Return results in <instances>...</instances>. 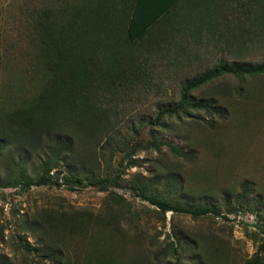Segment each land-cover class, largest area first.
<instances>
[{
    "label": "rangeland",
    "instance_id": "374dc122",
    "mask_svg": "<svg viewBox=\"0 0 264 264\" xmlns=\"http://www.w3.org/2000/svg\"><path fill=\"white\" fill-rule=\"evenodd\" d=\"M26 1L0 0V94L4 93L3 83L8 76L5 72L15 66L22 69L25 65L22 50L26 49L28 39L24 31L26 24L21 21V6ZM248 3L246 12L260 9L253 12V16L257 15L259 24L264 27V0ZM26 4L32 10V5ZM255 18L243 26L250 24L252 30L258 29L262 40L264 28L254 26ZM99 24L93 26V31L102 38L100 44L93 38L82 39V48L88 57L91 49L95 51V65L100 67L91 74L95 87L98 80L106 78L113 70L118 57V50L110 48L112 38ZM236 26L239 28V23ZM228 38L218 43L205 35L199 40L203 46L198 52L186 51L182 55L181 60L185 61L178 71L169 68L159 76L154 75L151 87L138 96L132 99L124 96L123 107L132 110L121 123L120 137L127 134L129 127L145 126L138 130L132 145L117 152L112 166H107L100 157L106 135L91 151L95 164L96 160L98 162L92 166V172L103 170V177L108 170L107 175L117 176L114 186L111 183L107 187L75 183L70 169L79 171L82 166L91 171L75 156L51 171L55 177L59 174L52 185L34 184L31 182L35 180L34 172L46 158L50 146L44 138L32 148L20 146L13 139L7 140L0 155V256L7 257L13 264H50L36 252L28 251L29 244L35 249L61 248L66 257L63 262L67 264L87 261L89 253L92 254L90 248L79 246L73 239L62 246L63 239L56 233L57 219L78 216L73 212L108 218L111 212L104 208V200L108 193L114 192L129 203L136 218L120 222L123 247H117L120 237L111 244L115 248L107 249L108 245L103 242L96 247L91 244L98 251L113 252L112 256L103 255L99 264H165L176 259L183 264H246L257 251L264 264V79L247 78L239 82L234 77L221 78L192 95L196 100L216 99L219 113L211 112L209 116L203 111L191 110L188 115L165 117L160 126L145 124L156 116L160 107L171 106L179 100L180 87L187 79L211 69L220 61L264 63V43L254 45L257 43L248 40L246 44L234 45L227 42ZM70 45L73 50V43ZM100 49H103L102 54ZM162 59L156 65L165 66ZM163 66L157 69L164 70ZM91 111L86 114L81 110L77 116L73 115L78 120L92 122L98 119L100 110ZM62 112L59 118L70 117ZM46 113H42L43 121L57 117L51 111ZM209 125H213L212 128ZM190 151L197 154L194 161L187 158ZM127 152L133 155L131 159L137 162L136 166L129 164L131 159L126 156ZM20 162L23 163L20 177L29 179L30 185L8 186L13 165ZM178 176L182 177L183 185H177L176 200H184L194 208L215 206L217 213L208 210L210 212L195 218L190 214L167 212L163 221L159 209L137 195L135 187L140 184H149L160 192L169 178ZM64 178L70 180L74 190L63 183ZM246 183L255 184V188L248 204L238 208L236 197ZM228 189L230 197L225 195ZM228 207L233 210L228 212Z\"/></svg>",
    "mask_w": 264,
    "mask_h": 264
},
{
    "label": "trees",
    "instance_id": "16d2710c",
    "mask_svg": "<svg viewBox=\"0 0 264 264\" xmlns=\"http://www.w3.org/2000/svg\"><path fill=\"white\" fill-rule=\"evenodd\" d=\"M123 1L28 0L21 6V21L26 24L24 31H27L28 39L26 49L22 50L25 54V65L22 69L15 66L5 72L8 76L3 83L4 93L0 94V155L7 140L13 139L20 146L32 148L44 138L50 147L46 158L34 172L35 180L31 181L34 184L52 185L59 174L56 173L55 177V174H50L51 171L56 165L68 160L70 162L75 156L91 170L89 172L82 166L79 171L70 169V177L74 178L75 183L82 185L87 182L89 186L100 187H107L109 183L116 185L117 176L109 173L107 175L108 170L103 177V170L99 173L92 172V166L98 165V162L96 160L95 164L91 151L96 142L106 135L100 157L107 166H112L117 152L122 151L124 146L126 148L132 145L131 142L139 134L138 130L145 126L138 124L136 127H129L127 134L120 137L121 123L132 110L123 107L124 96L130 99L134 95L138 96L141 91L151 87L154 75L159 76L169 68L178 71L185 61L181 60L182 55L186 51L198 52L203 46L199 40L205 35L218 43L225 37H229L227 42L234 45L246 44L248 40L257 43L254 45L264 43V37L261 40L258 29L252 30L250 24L248 27L243 26L252 17H256L254 26L264 28L259 24L257 15L253 16V12L260 9L246 12L250 0H215L216 5L209 7L202 2L196 6L197 9L190 12H147L140 10L139 6H134L133 9L131 7V11L129 7L123 6ZM26 3L32 5V10ZM220 3L223 5H219ZM262 10L264 15V8ZM88 14L90 17H87ZM99 22L112 38L110 48L118 50V57L113 70L107 73L106 78L98 80L95 87L91 74L97 72L100 67L95 65V51L91 49V56L88 57L82 48V39L93 38L100 44L99 40L102 38L93 31V26H97ZM70 43H73V50ZM161 57L165 66L156 65ZM158 66L165 69L158 70ZM227 76L234 77L239 82L247 78L254 81L264 79V63L220 61L211 69L187 79L180 87L179 100L171 106L160 107L156 116L145 124L160 126L165 117L188 115L191 110L203 111L209 116L211 112L219 113L216 99L196 100L192 95L200 88ZM81 110L84 113L86 111V114L92 113L91 110H100L98 119L92 122L76 119L73 113L77 116ZM44 111L46 114L51 111L58 119L43 121ZM62 111L70 117L59 118L63 115ZM209 126L212 128L213 125ZM153 146L159 148L157 143H153ZM126 156L131 159L133 155L127 152ZM196 156V152L190 151L187 158L194 161ZM129 164L136 166L137 162L131 159ZM22 165L21 162L13 165L12 174L8 176V186L30 185L29 179L20 177ZM63 183L74 190L68 178H64ZM166 183L160 192L153 190L149 184L135 187L137 195L159 209L163 221L167 212L190 214L195 218L205 215L208 210L217 213L215 206L194 208L183 202L184 200L175 199L177 185H183L182 177L169 178ZM253 188L255 184L246 183L241 186L236 197L238 208L248 204ZM230 193L231 190L228 189L226 197H230ZM104 208L111 212L105 219L98 216L92 218L89 214L77 212L73 213L80 217L62 216L57 219L56 233L63 239L62 246L73 239L78 245L91 249L92 254L89 253L87 261L76 264H99L103 255H113V252L98 251L91 247V244L96 247L97 243L103 242L108 245L107 249L115 248L111 244H114L116 237H120L121 243L117 247H123L120 222H130L136 217L134 218L129 203L114 192L108 193ZM231 210L233 209L228 207V212ZM69 235L70 240H67ZM262 248L263 246H260V250ZM27 250L36 252V255L49 260L50 264H67V261L63 262L66 257L61 248L35 249L28 244ZM0 264L13 263L7 257L0 256ZM165 264L183 263L176 259L173 263ZM246 264H263L260 252L257 251Z\"/></svg>",
    "mask_w": 264,
    "mask_h": 264
},
{
    "label": "crops",
    "instance_id": "0c3cea01",
    "mask_svg": "<svg viewBox=\"0 0 264 264\" xmlns=\"http://www.w3.org/2000/svg\"><path fill=\"white\" fill-rule=\"evenodd\" d=\"M202 2H204L207 7L216 5L215 0H124L123 6L129 7L130 9L131 7L133 9L139 6L138 8L140 10L147 12H168L171 10L190 12L197 9L196 6L201 5ZM219 5L222 6L223 4L220 3Z\"/></svg>",
    "mask_w": 264,
    "mask_h": 264
}]
</instances>
